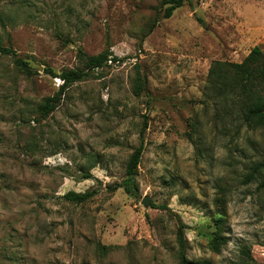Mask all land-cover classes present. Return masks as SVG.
<instances>
[{
	"label": "rangeland",
	"instance_id": "rangeland-1",
	"mask_svg": "<svg viewBox=\"0 0 264 264\" xmlns=\"http://www.w3.org/2000/svg\"><path fill=\"white\" fill-rule=\"evenodd\" d=\"M161 1L0 0V41L29 68L0 56V264H264V172L244 183L264 132L222 131L205 96L212 62L264 53V0H187L168 19ZM105 50L121 61L42 116L62 84L47 70ZM141 141L135 194L111 191Z\"/></svg>",
	"mask_w": 264,
	"mask_h": 264
},
{
	"label": "trees",
	"instance_id": "trees-1",
	"mask_svg": "<svg viewBox=\"0 0 264 264\" xmlns=\"http://www.w3.org/2000/svg\"><path fill=\"white\" fill-rule=\"evenodd\" d=\"M187 0H162L157 11L162 19H168L173 12L180 8ZM157 24L154 19L147 31L151 32ZM0 56H9L14 59L18 68L29 71L26 62L19 59L16 52L5 46L0 41ZM119 62L121 59L113 56L108 50L94 56H84V69H69L59 75L47 72L54 78L62 81L57 93L44 100L39 110L42 116H47L54 111L60 101L61 92L72 84L85 80L96 69L102 68L108 62ZM205 96L212 101L214 107V121L221 125L222 131L228 130L227 125L240 128H251L264 132V53L258 45L253 46L240 63L214 61L211 63L205 85ZM239 124V126H238ZM237 131V130H236ZM143 150L142 141L128 159L125 177L122 182L113 187L111 191L121 188L124 193L132 196L136 192L135 176ZM260 172H264V162H258L251 167L250 173L245 176L244 183H249ZM264 188V178L259 184ZM96 194L95 190L83 193L68 192L63 199L74 204H82ZM151 207H154L153 205ZM183 232L178 231L181 239ZM223 236L216 235L212 247L214 252L220 251V246L225 244ZM179 264H210L208 261L188 260L183 254L179 256Z\"/></svg>",
	"mask_w": 264,
	"mask_h": 264
},
{
	"label": "water",
	"instance_id": "water-1",
	"mask_svg": "<svg viewBox=\"0 0 264 264\" xmlns=\"http://www.w3.org/2000/svg\"><path fill=\"white\" fill-rule=\"evenodd\" d=\"M141 204L144 207H148L149 206V199L148 198H143L142 201H141Z\"/></svg>",
	"mask_w": 264,
	"mask_h": 264
}]
</instances>
